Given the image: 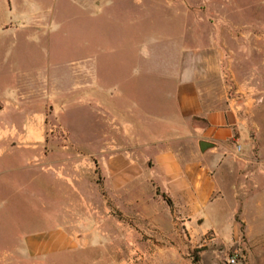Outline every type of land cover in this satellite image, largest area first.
<instances>
[{
	"label": "rangeland",
	"instance_id": "rangeland-1",
	"mask_svg": "<svg viewBox=\"0 0 264 264\" xmlns=\"http://www.w3.org/2000/svg\"><path fill=\"white\" fill-rule=\"evenodd\" d=\"M184 79L203 91L208 108L234 98L244 121L237 141L207 156L209 164L230 163L224 173L211 169L215 204L183 232L150 183L107 200L95 191L93 205L76 215L80 244L14 264H229L233 253L245 256L239 264H264V0H0V137L13 158L97 162L110 140L155 160L166 143L136 147L135 138H174L175 104H188L175 86ZM190 124L177 130L187 138L185 157L196 139ZM192 126L207 123L193 118ZM44 139L49 148L25 149ZM247 156L255 165L241 166ZM30 176L15 172L0 187V203H8L0 251L18 253L25 235L55 225ZM63 220L74 239V213ZM173 222L175 230L167 227Z\"/></svg>",
	"mask_w": 264,
	"mask_h": 264
},
{
	"label": "crops",
	"instance_id": "crops-1",
	"mask_svg": "<svg viewBox=\"0 0 264 264\" xmlns=\"http://www.w3.org/2000/svg\"><path fill=\"white\" fill-rule=\"evenodd\" d=\"M191 82L190 79H184L175 85L177 90L188 93L189 98L187 105L177 102L175 104L171 123L174 138L145 144L140 136L142 133L139 132L145 133L146 130L143 126L138 130L139 135L135 138L136 147L166 143L162 150L158 147L155 160L151 157L142 158L125 144L118 143L117 145L110 140L106 141L103 146L97 162L81 157H50L45 153L39 157L16 159L11 157L15 151L10 140L7 137H0V187L5 188V185H8L4 179L10 174L15 172L30 174L28 184L39 186L41 207L48 209V214L52 215L49 221L55 223L54 226L38 235H25L18 245V253H15V250L0 251V264H14L15 258H42L80 244L81 238L76 234V215L83 208L93 205L89 202L91 200H88V196L94 194L95 191L99 194L101 192L103 198L107 200L111 194L125 193L128 188L150 183L155 190V195L166 208V216L175 217L178 226H183L187 230L190 223L200 215H204L216 202L214 195L217 187L211 169L215 168L218 172L224 173L230 166L226 160L209 164L207 156H213L219 145H226V142L230 140L237 141L235 135L244 121H242L240 108L234 98L221 96L218 105L208 108L202 98L203 91ZM88 86L90 88L88 90H91L94 85L90 83ZM193 118H202L207 126L204 128L192 126ZM184 123L190 124L192 134L196 138L194 145L189 148L192 149L190 156L187 157L182 155L187 138L177 131ZM23 131V135L31 134V128L27 130L23 127ZM130 131V127L126 125L124 127L125 140L129 138ZM200 141L214 144V147L210 149V155L200 151ZM42 142L46 149L49 148L44 139L39 143L25 146V149L36 148ZM171 143H177L180 148L173 150ZM249 165L253 166L255 163L247 156L241 166ZM98 174L100 178L96 177ZM26 188V186H21L17 192L26 191ZM162 195L170 201V204ZM64 199L69 202L64 204ZM7 204L6 201L1 202L0 211H4ZM64 213H74V239L66 232ZM169 226L171 230H175L176 223H169L167 227Z\"/></svg>",
	"mask_w": 264,
	"mask_h": 264
},
{
	"label": "built area",
	"instance_id": "built-area-1",
	"mask_svg": "<svg viewBox=\"0 0 264 264\" xmlns=\"http://www.w3.org/2000/svg\"><path fill=\"white\" fill-rule=\"evenodd\" d=\"M234 151L236 154H240L242 151V147L239 144H236L234 147ZM181 230L184 232L185 229L183 228V226H180ZM227 262L229 264H239V263H244L245 262V256L244 255H238L236 253L231 254L228 259Z\"/></svg>",
	"mask_w": 264,
	"mask_h": 264
},
{
	"label": "water",
	"instance_id": "water-1",
	"mask_svg": "<svg viewBox=\"0 0 264 264\" xmlns=\"http://www.w3.org/2000/svg\"><path fill=\"white\" fill-rule=\"evenodd\" d=\"M214 147L213 143L207 141H200L199 142V149L201 152H205L208 149H212Z\"/></svg>",
	"mask_w": 264,
	"mask_h": 264
},
{
	"label": "trees",
	"instance_id": "trees-1",
	"mask_svg": "<svg viewBox=\"0 0 264 264\" xmlns=\"http://www.w3.org/2000/svg\"><path fill=\"white\" fill-rule=\"evenodd\" d=\"M157 194H158V190H157ZM162 197L166 200V202L168 203V204H170V201L168 200V199H166L165 197H164V195H162ZM197 259V258H196Z\"/></svg>",
	"mask_w": 264,
	"mask_h": 264
}]
</instances>
